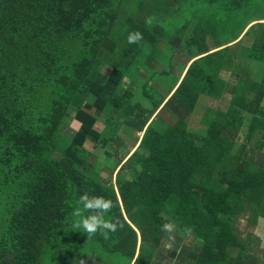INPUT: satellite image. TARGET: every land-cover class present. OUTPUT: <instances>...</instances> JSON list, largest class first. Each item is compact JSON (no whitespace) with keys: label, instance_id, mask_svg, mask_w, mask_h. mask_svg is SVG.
I'll return each instance as SVG.
<instances>
[{"label":"trees","instance_id":"obj_1","mask_svg":"<svg viewBox=\"0 0 264 264\" xmlns=\"http://www.w3.org/2000/svg\"><path fill=\"white\" fill-rule=\"evenodd\" d=\"M260 8L264 0H0V264H152L164 223L201 242L197 264H227L222 245L244 258L250 243L235 224L264 217V168L245 157L264 133V74L232 87L227 111L198 113L204 135L189 126L203 97L230 88L222 71L239 59L264 64ZM136 31L142 38L127 43ZM120 123L143 136L128 159L108 161L107 151L115 182L104 184L86 145L106 149ZM84 194L111 200L106 219L120 227L107 238L69 227Z\"/></svg>","mask_w":264,"mask_h":264},{"label":"rangeland","instance_id":"obj_2","mask_svg":"<svg viewBox=\"0 0 264 264\" xmlns=\"http://www.w3.org/2000/svg\"><path fill=\"white\" fill-rule=\"evenodd\" d=\"M193 4V1H191L190 3H187L186 6L184 7V5L179 7L181 9H183V13L182 15L179 16L180 20H183L184 17V13L186 14L189 9V6H191ZM171 16H169L170 18ZM264 18V10L262 8L256 10L253 13V18L257 19V18ZM173 19H177L176 17L173 16ZM264 23V22H263ZM255 24V23H254ZM239 28V25H238ZM171 31H175L174 29L171 28V26H169L168 28ZM161 43V42H160ZM159 43V44H160ZM252 43V39L245 37L242 40V45L243 46H249ZM185 56V55H184ZM183 55H178L176 56L175 61H177L178 63H182L185 61V57ZM229 56L233 59L234 57H236V55H234L233 53H230ZM251 61V62H248ZM246 60V59H239L236 60L234 65L231 67V70H227V73H225L224 71L221 72L220 78L225 79L227 81H229L230 84V88H229V94H226L225 97L219 99V100H215V99H208L203 97L201 99V101L199 102L198 106L196 107V111L195 113H193V115L197 116V118H195L196 120H194L192 122V124H190L189 128L192 131H196L201 135H204L206 133L205 130V124L201 123V121L198 118V113L199 112H203L204 114H209L210 115V108L211 109H217V110H221L223 112L227 111L229 106H230V91L232 90V87H236L238 85V82H240L241 80L245 79V78H251L252 80H257L260 79L262 77V74H264V64H255L252 61L253 60ZM154 69L157 72H160L163 64H161L160 62H154L153 64ZM103 72H106L107 74L109 73V67L108 66H104L103 67ZM174 72L176 75H178L180 73V69L178 67H175ZM141 76H146L147 73L145 72V70H142L140 72ZM220 78L218 80L219 84H221L223 86V81H220ZM140 80H142L143 78H139ZM151 83V82H150ZM123 85L125 87L132 86V84L130 83L129 79H125ZM225 86V85H224ZM133 89H135V87H133ZM224 95V94H223ZM264 103V101H263ZM208 115V116H209ZM193 117V116H192ZM167 120H169L170 122H172L173 120L170 119V117H167ZM66 128V125H64ZM76 124H72L71 126L69 125L65 130L64 133L67 135L68 138H72L74 136V133L76 132ZM104 128V124L102 123V121L100 120L97 124V129L98 130H102ZM246 127L242 129L241 132V139L236 142V146H235V150L239 148L240 144L243 142V137H244V132L246 131ZM243 134V135H242ZM142 133H140L139 131L136 133L134 131H132V133L126 129L124 127L123 123L118 124L115 128H114V140L113 142H111L108 147L106 149H101V148H95L92 145H90L89 143L86 145V148L89 150L90 154L87 157V161L90 165L91 169H94L95 167H98L100 169V177L102 182L108 183V182H115V176H112L110 174L111 171L107 170L108 166L106 165V163L110 160H114V157H126V159H128L131 154L137 149L138 145H139V141L136 142L137 140H134L135 138L137 139L139 137V140L141 139ZM259 137H255V139H258ZM133 140L135 142H133ZM257 141V140H256ZM255 141V142H256ZM254 142V143H255ZM250 148V147H249ZM258 149H260L258 147ZM250 150V149H248ZM264 150V149H263ZM111 154L113 157H111V159H107L108 157V153ZM264 152V151H262ZM250 153H252V150H250ZM260 151L257 153V156L259 157L260 155ZM250 156V155H249ZM259 159V158H258ZM262 159H264V154L262 155ZM108 160V161H107ZM114 162V161H113ZM251 208V206L249 207V209ZM261 218V217H260ZM259 218V219H260ZM255 219H253L254 221ZM258 223V221H257ZM236 232H237V236L239 237L240 240H245V242H250V239L252 237V234L254 233L255 230V226H251L250 224L248 225V222L246 221V219L243 217L242 219H240V221L236 224ZM257 227V226H256ZM173 228V235L175 236V243L173 245V249H175L174 251L176 252V254L174 253V256L170 255V251H168L165 247L164 244L162 243L161 248L158 250V254L156 255V264H182L181 261L182 260H174V258H176L177 256V245H181V249L184 250L186 249V247H184V244L188 245V247H190V245L195 242L197 245H199L201 247V244H199L200 242L191 234H185L186 236H181L180 234H182L183 232L178 233L174 227ZM237 238V240L239 242H241ZM164 241V240H163ZM178 245V246H179ZM183 245V246H182ZM193 245V244H192ZM206 246V245H204ZM218 246H220V244H218ZM233 248H227V245L225 246H221V252L224 253L225 251L230 252L232 255H235L238 258V254L233 252L234 250H231ZM214 250V247L212 246V244L210 243L209 245V249L206 250L209 252V254ZM57 254V253H56ZM240 257V256H239ZM81 259V258H80ZM231 262V261H230ZM79 263L81 264H102L101 262H99L98 260L96 261L95 259L91 258V257H83ZM185 264V263H183Z\"/></svg>","mask_w":264,"mask_h":264},{"label":"clouds","instance_id":"obj_3","mask_svg":"<svg viewBox=\"0 0 264 264\" xmlns=\"http://www.w3.org/2000/svg\"><path fill=\"white\" fill-rule=\"evenodd\" d=\"M141 38L140 32H131L127 36V43H137ZM112 207V202L109 199L89 198L87 194L79 196L71 213L69 227L81 230L88 237L98 234L107 238L110 233L115 232L120 227L117 222L106 219ZM161 230L166 234L163 241L164 247L170 251L175 243V236L172 234L173 228L169 223H164Z\"/></svg>","mask_w":264,"mask_h":264},{"label":"crops","instance_id":"obj_4","mask_svg":"<svg viewBox=\"0 0 264 264\" xmlns=\"http://www.w3.org/2000/svg\"><path fill=\"white\" fill-rule=\"evenodd\" d=\"M226 94H229V89L224 92L223 97H225ZM230 94H232L231 91H230ZM223 97L221 96L219 99H221ZM231 97H232V95H231ZM219 99H215V100H219ZM258 137L259 138L256 139L257 141L255 143H251V144L255 145V149H253L252 153H250L252 146H249L250 148L248 147V149H250V150L247 149L248 151H247V154L245 155V157H247V159L255 157V156H257V153L260 151L261 154L259 155V157L257 156L256 164H260L259 166L261 168H264V159H262V155L264 154V152H262V151H264L263 150L264 149V133H262V135H260ZM260 143H263V149L262 150L258 149ZM260 217L261 216H259V218ZM242 218H243L242 216L239 217L238 222ZM244 218L248 222L247 218L246 217H244ZM259 218H258L257 225H255V227H254L255 230H254V233L252 234V237L250 239V242H249L250 244L248 246V249H247V252L245 253L244 258H242V256H240V257L238 256V258H237L235 255H231L227 264H264V217H261L260 219ZM139 243H140V240H139ZM192 244L190 245V247H188V245L184 244V247H186V249H184V250H182L180 247L181 245L178 244L179 246L177 245L176 248L178 251L177 256L179 255V257L175 260H179V261L182 260L181 261L182 264L183 263H185V264H197L196 261L198 258V253H197L198 247L196 246L197 244L195 242H193ZM199 244H201V242ZM174 250L175 249L171 250V256H174V253L176 254V252ZM180 254H183L184 256H181ZM247 254H248V256H247ZM93 259H95V258H93ZM95 260L97 261V259H95ZM152 264H156V259L154 260V262Z\"/></svg>","mask_w":264,"mask_h":264},{"label":"flooded vegetation","instance_id":"obj_5","mask_svg":"<svg viewBox=\"0 0 264 264\" xmlns=\"http://www.w3.org/2000/svg\"><path fill=\"white\" fill-rule=\"evenodd\" d=\"M256 160H257V156H255Z\"/></svg>","mask_w":264,"mask_h":264}]
</instances>
